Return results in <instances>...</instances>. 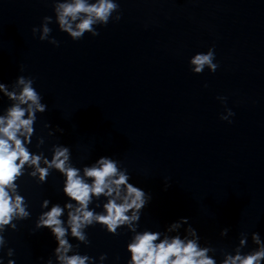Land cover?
<instances>
[{
  "label": "water",
  "instance_id": "1",
  "mask_svg": "<svg viewBox=\"0 0 264 264\" xmlns=\"http://www.w3.org/2000/svg\"><path fill=\"white\" fill-rule=\"evenodd\" d=\"M116 2L119 21L73 41L59 30L52 0H0V83L11 90L18 76L31 77L47 105L36 114L29 150L50 160L54 144L68 146L81 169L101 156L119 161L129 182L152 197L138 231L163 232L187 217L200 245L216 249L217 264L222 252L234 254L241 233L248 235L242 252L251 251L253 232L264 240V0ZM45 16L58 46L32 33ZM213 46L217 71L194 74L190 58ZM10 104L0 93V114ZM226 109L234 113L231 123L220 118ZM57 127L63 133L49 136ZM37 138L44 139L40 147ZM27 171L17 183L31 215L4 233L14 256L7 248L0 256L3 264H46L49 257L55 264L56 241L35 223L44 199L67 202L64 177L52 170L38 184ZM104 202L90 208L102 211L95 205ZM85 231L90 244H79V254L95 264L101 254L103 264H127L126 227L117 235L99 224Z\"/></svg>",
  "mask_w": 264,
  "mask_h": 264
},
{
  "label": "clouds",
  "instance_id": "2",
  "mask_svg": "<svg viewBox=\"0 0 264 264\" xmlns=\"http://www.w3.org/2000/svg\"><path fill=\"white\" fill-rule=\"evenodd\" d=\"M52 4L59 30L73 41L81 40L85 33L96 37L100 34L96 26H106L110 20L121 19L116 0H52ZM52 22L51 16L43 17L40 27H33L32 33L35 36L39 32L41 41L47 40L58 46L59 42L55 38L50 39L52 29L49 25ZM214 60L213 46L206 53L192 56L189 66L194 74L203 73L205 68L215 73L219 64L214 63ZM20 70L23 71V68ZM33 84V78L23 75L17 77L11 90L8 85L0 83V93L11 101L10 106L0 114V251L7 248V257L14 256V249L7 247L4 233L9 228L15 231L17 224L14 221L27 220L31 215L25 198L19 194L17 181L30 169L27 174L38 184H44L50 172L55 170L64 177L62 190L67 202L61 206L44 199L41 208L46 210L41 212L35 223V229L47 228L56 241L57 246L52 254L55 264H95V258L79 254L78 248L79 244H90L85 230L97 224L112 235H117L121 227H126L132 233L127 244V252L130 254L127 264H217L214 258L216 249L200 245L201 237L189 224L187 217L171 223L163 232L137 230L142 211L152 197L129 182L131 177L127 169L121 168L119 161L101 156L81 169L72 164L68 146L54 144L50 160L43 152H31L29 145L34 135L36 114L44 113L47 109ZM218 99L226 101L225 97ZM233 115L231 109H226V115L220 118L231 123L229 117ZM44 127L51 129L47 123ZM57 131L63 133L64 130L57 127L50 130L48 135L53 136ZM43 144L44 139L37 138V147ZM169 186L165 182V190ZM101 197L106 202L102 205L96 203L95 207H102V211L90 208L94 200L99 201ZM184 225L188 226L181 236L180 229ZM228 231V228L222 229L221 237H226ZM69 235L79 243L75 246L70 243ZM251 240L256 248L243 253L248 235L241 233L234 254L222 252L220 264H262L264 240L257 232L251 234ZM106 259L107 254L99 256L101 264ZM0 264H3V256H0ZM7 264H15V261L8 259ZM46 264H54L53 259L49 257Z\"/></svg>",
  "mask_w": 264,
  "mask_h": 264
}]
</instances>
